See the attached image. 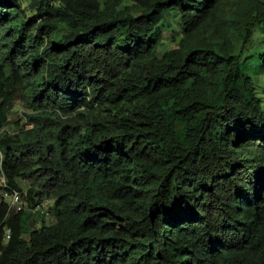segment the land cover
Here are the masks:
<instances>
[{
    "label": "trees",
    "instance_id": "obj_1",
    "mask_svg": "<svg viewBox=\"0 0 264 264\" xmlns=\"http://www.w3.org/2000/svg\"><path fill=\"white\" fill-rule=\"evenodd\" d=\"M250 64L264 0H0V264H264Z\"/></svg>",
    "mask_w": 264,
    "mask_h": 264
},
{
    "label": "rangeland",
    "instance_id": "obj_2",
    "mask_svg": "<svg viewBox=\"0 0 264 264\" xmlns=\"http://www.w3.org/2000/svg\"><path fill=\"white\" fill-rule=\"evenodd\" d=\"M169 15L165 16V22L166 26L163 28V33H162V41L160 45L158 46V54H161L165 50H168L178 44L179 40V35L178 32L180 30V25L178 22V19L176 17H173L172 9L167 12ZM247 72L252 78V82L255 86V89L257 91V94L261 97L262 99V104H263V110H264V70L258 69L254 65H248L247 67ZM14 112H11L9 115V123L7 124V127L9 129H12L14 127V121L17 120L18 118V112L17 109L13 110ZM22 190H26V185L23 184L21 185ZM25 200V199H24ZM23 237L28 238V231L25 230L23 232Z\"/></svg>",
    "mask_w": 264,
    "mask_h": 264
},
{
    "label": "built area",
    "instance_id": "obj_3",
    "mask_svg": "<svg viewBox=\"0 0 264 264\" xmlns=\"http://www.w3.org/2000/svg\"><path fill=\"white\" fill-rule=\"evenodd\" d=\"M2 158V153L0 151V161ZM25 191L19 190L17 188H14L10 186L8 183L4 173L1 170V164H0V197L3 199L9 206V208H15V209H21L26 208L27 203L24 200ZM41 212L44 213L46 222L49 223L52 221L50 212L48 210L49 205L48 201H44L41 206ZM10 234V229L5 228L3 231L4 238H8Z\"/></svg>",
    "mask_w": 264,
    "mask_h": 264
},
{
    "label": "crops",
    "instance_id": "obj_4",
    "mask_svg": "<svg viewBox=\"0 0 264 264\" xmlns=\"http://www.w3.org/2000/svg\"><path fill=\"white\" fill-rule=\"evenodd\" d=\"M21 185L23 184V182L20 183Z\"/></svg>",
    "mask_w": 264,
    "mask_h": 264
}]
</instances>
